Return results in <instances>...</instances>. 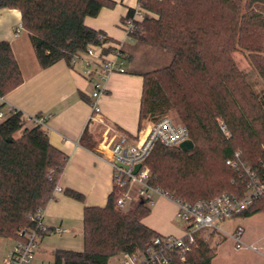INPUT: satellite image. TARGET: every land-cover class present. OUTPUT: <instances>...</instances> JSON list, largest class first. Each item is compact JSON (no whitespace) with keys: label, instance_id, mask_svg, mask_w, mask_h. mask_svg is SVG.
I'll list each match as a JSON object with an SVG mask.
<instances>
[{"label":"trees","instance_id":"1","mask_svg":"<svg viewBox=\"0 0 264 264\" xmlns=\"http://www.w3.org/2000/svg\"><path fill=\"white\" fill-rule=\"evenodd\" d=\"M138 1L157 17L145 15L135 22L131 37L171 55L167 66L141 75V115L148 113L157 122L173 108L194 143L189 152L157 143L145 162L152 185L190 204L223 194L241 198L245 187L240 174L226 161L240 152L242 161L264 177V91L262 96L253 91L231 53L236 47L244 49L264 83V0ZM243 5L248 13L241 14ZM114 6L112 0H0V10L21 12V27L41 69L60 61L72 66V58L90 46L110 54L112 39L87 27L85 19ZM134 14L130 9L127 19ZM23 81L11 44L1 42L0 95ZM220 119L228 135L222 133ZM81 142L88 149L95 147L87 132ZM67 160L50 144L47 131L39 125L28 127L21 112L10 113L0 123V240H17L20 232L35 228L33 219L53 200ZM65 194L85 201L76 191L67 189ZM119 194L113 189L104 207H85L83 251L55 250L53 264H110L115 256L145 251L161 237L143 223L151 213L149 205L138 201L124 212L116 203ZM262 208L264 197L241 216L252 217ZM214 257L198 233L185 260L173 254L170 264H212Z\"/></svg>","mask_w":264,"mask_h":264},{"label":"crops","instance_id":"2","mask_svg":"<svg viewBox=\"0 0 264 264\" xmlns=\"http://www.w3.org/2000/svg\"><path fill=\"white\" fill-rule=\"evenodd\" d=\"M112 1L115 2L113 8L105 7L97 17L86 18L85 25L105 32L112 39L108 46L113 51L107 54L108 58H112L116 49L122 50L123 57L120 61L126 71L103 77L100 83L106 94L97 100L92 98V94L97 82L96 55L102 54V50L97 49L92 57L83 56L75 64H71L72 66L60 61L49 68L41 69L27 32L22 30L17 34L22 22L21 12L17 9L0 10V43L11 44L24 78L23 83L9 92L5 99L15 111L26 117L45 118L43 128L47 131L50 144L63 152L68 159L53 200L44 209L43 224L50 231L66 230L62 234L71 235L82 231L83 243L85 207H104L114 189L113 171L106 161L109 150L107 142H104V134L106 131H114L134 140H142L153 123L150 114L141 115L144 89V78L141 75L149 72L152 69L150 63H153L149 60L150 63L145 64L142 60L153 51L140 44L138 39L128 37L125 32L129 10L136 13L141 8L139 1ZM145 15L152 16V13L144 10L137 22H142ZM88 61L95 64L88 67ZM88 70L92 71L90 76L87 75ZM92 102L98 104L99 114L94 115ZM5 111L10 113L9 107ZM27 126L31 127L28 122ZM85 132L95 142L93 150L86 148L81 142ZM67 189L81 193L85 197L84 203L68 197L65 194ZM175 220L176 204L157 195L151 204V213L143 223L161 237H182L186 225L182 228L176 225ZM50 234L56 233H48L40 239L37 254L39 247ZM14 245L13 239L0 240V264L9 259ZM36 263L45 264L38 260Z\"/></svg>","mask_w":264,"mask_h":264},{"label":"built area","instance_id":"3","mask_svg":"<svg viewBox=\"0 0 264 264\" xmlns=\"http://www.w3.org/2000/svg\"><path fill=\"white\" fill-rule=\"evenodd\" d=\"M144 10L139 8L125 25V32L131 37L135 29V22L141 16ZM22 27L17 29V34L22 31ZM97 49L102 47L90 46L87 52L72 58L71 63L75 64L83 56H95ZM122 50L116 49L112 53V58L107 55H96L98 60L96 64L97 82L92 98L97 100L106 94L103 85L100 83L103 77L111 73H125L122 59ZM88 67L95 62L88 61ZM92 74L91 70L87 75ZM9 107L10 113L16 112L9 105L5 96L0 95V119H6L10 114L5 111ZM94 115L100 113V108L96 102H92ZM93 115V119H94ZM29 126H45V118L40 116L26 117ZM222 133L228 135V129L225 124H220ZM110 133H113L110 136ZM190 139L187 128L168 117H164L157 122H153L149 133L142 140H134L124 134L106 131L104 142H107L108 156L106 161L113 171L114 189L120 192L116 203L118 208L124 209L132 203L141 201L151 205L155 196H161L172 200L177 207V217L186 223L185 233L182 237H158L153 244L145 251L134 254H123L119 264H170L173 254H178L180 260L184 261L186 255L191 252L196 244V235L206 229H215L226 235L217 225L218 221H226L240 217L243 213L264 197V177H260L250 167H248L241 158V153L236 152L233 157L226 161V164L237 171L239 179L245 187L244 195L236 198L230 194H223L211 200H202L194 204L184 203L180 200H174L167 193L156 188L151 183V171L145 165L146 160L151 155L155 145L162 143L166 147H178ZM140 168L135 172V167ZM44 210H40L34 217L35 228L22 231L19 238L15 240L14 248L9 259L3 264H37L36 252L38 242L48 233L62 234L64 229L50 231L44 224ZM243 228L237 227L235 232L230 235L234 240L237 249L248 248L256 250L254 247L246 246L243 241Z\"/></svg>","mask_w":264,"mask_h":264},{"label":"rangeland","instance_id":"4","mask_svg":"<svg viewBox=\"0 0 264 264\" xmlns=\"http://www.w3.org/2000/svg\"><path fill=\"white\" fill-rule=\"evenodd\" d=\"M248 12L249 11H246L243 5L241 14ZM152 16L157 17L156 14H152ZM151 51L153 52L150 54V56L145 57L142 60L145 62V64H149V60L153 61V63H150L152 68L150 71H154L169 64L171 58L170 54H160L156 50ZM231 57L236 67L245 75L248 83L252 86L253 91H255L256 94L261 93L262 96V91H264V83L249 62L247 53L244 51V49L236 47L231 53ZM171 91L172 90L169 91V95H171ZM164 117H168L177 123L183 124L181 121H179L173 108L167 111ZM3 120L4 119H0V123ZM219 123H223V121L220 119ZM149 207L151 208V205H149ZM128 209L129 206L125 207L123 211L127 212ZM175 223L182 228L186 225V223L179 217H177ZM216 225L226 235L215 229H206L199 233L208 242L215 254L212 264H264V208H262L258 214L252 217L240 216L226 221H218L216 222ZM239 226L244 230L242 237L243 243L246 246L254 247L256 250H251L248 248H236V244L230 235H232ZM56 249L83 251L84 243L82 231L73 233L71 235L50 234L45 238L44 242L39 247L38 254L36 253V260L43 261L45 264L52 263V252ZM121 260L122 255L115 256L110 259V264H119Z\"/></svg>","mask_w":264,"mask_h":264},{"label":"water","instance_id":"5","mask_svg":"<svg viewBox=\"0 0 264 264\" xmlns=\"http://www.w3.org/2000/svg\"><path fill=\"white\" fill-rule=\"evenodd\" d=\"M194 148V143L191 139H188L184 142H182L180 145H179V149L182 151V152H189L191 151L192 149ZM140 168V165H137L135 167V172Z\"/></svg>","mask_w":264,"mask_h":264}]
</instances>
